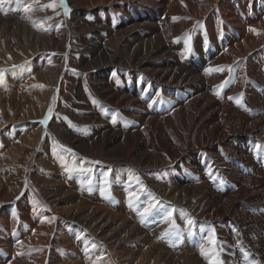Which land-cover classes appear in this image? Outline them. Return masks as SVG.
Returning a JSON list of instances; mask_svg holds the SVG:
<instances>
[{
    "label": "bare ground",
    "instance_id": "obj_1",
    "mask_svg": "<svg viewBox=\"0 0 264 264\" xmlns=\"http://www.w3.org/2000/svg\"><path fill=\"white\" fill-rule=\"evenodd\" d=\"M64 2L0 4V264H264V0Z\"/></svg>",
    "mask_w": 264,
    "mask_h": 264
},
{
    "label": "rangeland",
    "instance_id": "obj_2",
    "mask_svg": "<svg viewBox=\"0 0 264 264\" xmlns=\"http://www.w3.org/2000/svg\"><path fill=\"white\" fill-rule=\"evenodd\" d=\"M217 2H218V0H217ZM154 13H156L155 11H153ZM262 12L264 13V10H262ZM163 14V12H161V14H160V16H159V18L158 19H155V23H156V25L158 26L159 25V23L160 24H162V22H164L165 20H166V15H162ZM161 17V18H160ZM164 20V21H163ZM162 21V22H161ZM75 27L73 26L72 27V32H73V35L75 36V39H76V41L74 40V43L76 44V48H77V54L76 55H78L77 56V61L78 62H80V59H81V57L83 56V55H85V54H87V51H86V49L84 48V45L82 44V42H81V38H80V35L79 36H77V33H76V28H75V30H73ZM158 30L161 32L162 30H163V27L161 26V25H159L158 26ZM234 35V36H233ZM231 40L233 39V38H235L236 37V35H235V33H232V35H231ZM80 40V41H79ZM80 42V43H79ZM79 43V44H78ZM83 46V47H82ZM85 49V50H84ZM191 58V59H190ZM192 58H193V60H194V56L193 55H189V57H188V61H193L192 60ZM201 70L199 67L198 68H196V70ZM75 70V71H74ZM72 69L70 72H69V74H68V78H70L71 80H72V83L70 84V86H69V88L66 90L67 92V95H66V97H63L62 95H61V92H60V94L58 93V96H59V99H61L63 102L65 101L66 102V107H65V112L63 113L64 114V117H63V119H64V121H69V119H70V115L72 114V112H73V95L75 94V92H74V89H72L77 83H79V81H80V78L81 77H83L89 84L91 83H93L92 81H91V79H92V76L95 74V72L96 71H94V70H88V71H84V70H78V72H77V69ZM83 71V72H82ZM74 72V73H73ZM71 76V77H70ZM81 76V77H80ZM86 77V78H85ZM219 77V78H218ZM220 77H221V75L220 76H217V79L220 81ZM228 81V78H227V80H226V82ZM253 85H259L258 83H252ZM72 86V87H71ZM170 88H163L162 89V91H161V93L160 92H158V91H156V90H154V89H151V87H143V88H138V89H136V88H134L133 89V95H132V98H134L135 99V101L136 102H138L137 104L138 105H140L141 107H142V110H145V112H147V113H152L153 115H157V114H162L161 116L162 117H167V116H170V115H172V114H174L180 107H181V103H182V99H183V97L185 96V95H187V96H190V92L189 91H191L189 88H171L170 90H169ZM177 89V90H176ZM137 90V91H136ZM139 90V91H138ZM146 90V91H145ZM176 90V91H175ZM69 91V92H68ZM164 91H165V93H164ZM169 91V92H168ZM173 91V92H172ZM184 91H185V93H184ZM136 92V93H135ZM148 92V93H147ZM166 92H167V94H166ZM171 93V94H170ZM177 93H178V95H177ZM182 93V94H181ZM189 93V94H188ZM140 94H142V96L143 97H141V95ZM150 94H152V95H154V96H152V95H150ZM170 94V95H169ZM175 94H176V97H175ZM61 95V96H60ZM147 95V96H146ZM150 95V96H149ZM156 95H158L157 97H155ZM168 97V99H167V97ZM149 96V97H148ZM64 98V100L62 99V98ZM139 97H141V98H139ZM152 99H151V98ZM164 97V98H163ZM175 97V98H174ZM179 97V98H178ZM145 98V99H144ZM148 98V99H147ZM181 98V99H180ZM191 98H193V94H191ZM163 100V101H162ZM165 100V101H164ZM179 100V101H178ZM72 101V102H71ZM145 101V102H144ZM156 101H158V102H156ZM160 101V102H159ZM174 102V103H173ZM264 102V101H263ZM168 103V104H167ZM146 104V105H145ZM145 105V106H144ZM173 105V106H172ZM177 107V108H176ZM154 108V109H153ZM149 109V110H148ZM151 109V110H150ZM157 109V110H156ZM164 109V110H163ZM175 109V110H174ZM177 109V110H176ZM153 110V111H152ZM156 110V111H155ZM163 110V111H162ZM170 110H172L171 112H170ZM148 111H152V112H148ZM157 111H159V112H157ZM120 111L118 110V113H119ZM155 113V114H154ZM56 116H57V114H56ZM58 121H59V125H60V123H61V121L58 119ZM251 156L249 157V160L251 161V168H253V166H254V164H255V166L254 167H258V168H262V170H263V172H264V161H262V160H260V162H257L256 160H254L253 158H251ZM174 164V163H173ZM261 164V165H260ZM234 168H235V166H234V163H232L231 164ZM252 169H250L249 168V175L247 176V179H250L251 177H252V175H250L251 174V171ZM118 199V198H117ZM120 201V199L119 200H117V203ZM105 205H107V204H105ZM108 206H110V205H108ZM123 206H124V204H123ZM144 206H146V202H145V200L143 199V201L142 202H140V204H139V208H141V209H143L144 208ZM123 208V210H125L124 209V207H122ZM129 218V217H128ZM168 228H169V226H168ZM199 233V232H198ZM249 246H245V245H243V244H241L240 246H239V248L240 249H243V248H248ZM251 249V250H250ZM230 250H232L233 251V247H231L230 248ZM249 250L251 251V252H254V253H256V251L254 250V249H252L251 247H249ZM201 261H202V264L204 263H206V264H209V263H207V261L205 260H203V259H200ZM204 261V262H203ZM262 262H264V261H262ZM260 264H262L261 262H260Z\"/></svg>",
    "mask_w": 264,
    "mask_h": 264
},
{
    "label": "snow or ice",
    "instance_id": "obj_3",
    "mask_svg": "<svg viewBox=\"0 0 264 264\" xmlns=\"http://www.w3.org/2000/svg\"><path fill=\"white\" fill-rule=\"evenodd\" d=\"M4 2H5V0H0V4H3ZM60 4H61V7H64L65 14H67L68 9H67L66 4L64 3V0H60ZM24 10L27 12L29 9L27 7H25ZM218 70H220V69H218ZM229 71H231V69H229ZM239 99H242V98H239ZM239 99H238V103H239ZM91 163H96V162H91ZM81 171H83V169H81ZM145 212H148V209H145ZM168 215H171V213H168ZM210 241H211V238H210Z\"/></svg>",
    "mask_w": 264,
    "mask_h": 264
}]
</instances>
